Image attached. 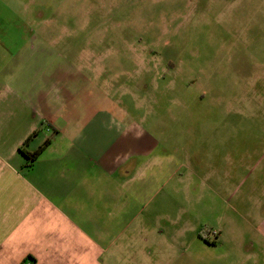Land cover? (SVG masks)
<instances>
[{
	"label": "rangeland",
	"instance_id": "374dc122",
	"mask_svg": "<svg viewBox=\"0 0 264 264\" xmlns=\"http://www.w3.org/2000/svg\"><path fill=\"white\" fill-rule=\"evenodd\" d=\"M0 20L15 52L97 53L102 92L178 160L162 190L197 234L222 231L197 264H264V0H0Z\"/></svg>",
	"mask_w": 264,
	"mask_h": 264
},
{
	"label": "crops",
	"instance_id": "0c3cea01",
	"mask_svg": "<svg viewBox=\"0 0 264 264\" xmlns=\"http://www.w3.org/2000/svg\"><path fill=\"white\" fill-rule=\"evenodd\" d=\"M33 43L0 40V264H197L198 244L224 245L197 234L177 186L162 190L178 160L102 92L97 53ZM33 133L28 150L51 142L27 166ZM255 225L264 241V215Z\"/></svg>",
	"mask_w": 264,
	"mask_h": 264
},
{
	"label": "trees",
	"instance_id": "16d2710c",
	"mask_svg": "<svg viewBox=\"0 0 264 264\" xmlns=\"http://www.w3.org/2000/svg\"><path fill=\"white\" fill-rule=\"evenodd\" d=\"M35 133L31 134L25 142L20 146L21 153L27 158V166H30L32 162L42 153V151L50 144L51 140H46L38 149L35 151H30L27 149V146L34 136Z\"/></svg>",
	"mask_w": 264,
	"mask_h": 264
}]
</instances>
